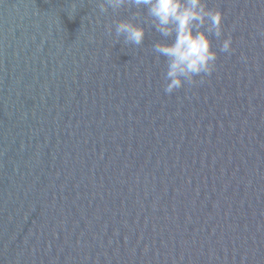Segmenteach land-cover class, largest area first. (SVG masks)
I'll return each instance as SVG.
<instances>
[{
    "label": "water",
    "instance_id": "95a60500",
    "mask_svg": "<svg viewBox=\"0 0 264 264\" xmlns=\"http://www.w3.org/2000/svg\"><path fill=\"white\" fill-rule=\"evenodd\" d=\"M205 2L215 70L166 94L146 8L0 0V264H264V0Z\"/></svg>",
    "mask_w": 264,
    "mask_h": 264
},
{
    "label": "clouds",
    "instance_id": "9594fccd",
    "mask_svg": "<svg viewBox=\"0 0 264 264\" xmlns=\"http://www.w3.org/2000/svg\"><path fill=\"white\" fill-rule=\"evenodd\" d=\"M128 5L146 8L155 31L162 37L173 38L170 44L157 42L153 45L154 52L166 59V94L182 88L185 83H197L195 78L202 74H212L218 53L213 50L210 37L223 35L221 11L209 9L205 0H99L98 3L101 12H107L109 8L115 12ZM114 23L116 37L123 36L126 44H143L144 27L130 20ZM108 31L111 33V26ZM232 44L229 35L222 40L219 51L234 52Z\"/></svg>",
    "mask_w": 264,
    "mask_h": 264
}]
</instances>
